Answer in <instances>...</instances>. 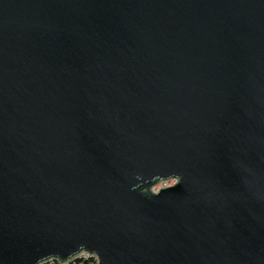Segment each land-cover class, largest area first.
<instances>
[{
  "label": "water",
  "instance_id": "obj_1",
  "mask_svg": "<svg viewBox=\"0 0 264 264\" xmlns=\"http://www.w3.org/2000/svg\"><path fill=\"white\" fill-rule=\"evenodd\" d=\"M80 254L264 264V0H0V264Z\"/></svg>",
  "mask_w": 264,
  "mask_h": 264
},
{
  "label": "built area",
  "instance_id": "obj_2",
  "mask_svg": "<svg viewBox=\"0 0 264 264\" xmlns=\"http://www.w3.org/2000/svg\"><path fill=\"white\" fill-rule=\"evenodd\" d=\"M40 264H59V260L49 259ZM64 264H97V262H96V257L94 256L86 257L85 254H80Z\"/></svg>",
  "mask_w": 264,
  "mask_h": 264
},
{
  "label": "rangeland",
  "instance_id": "obj_3",
  "mask_svg": "<svg viewBox=\"0 0 264 264\" xmlns=\"http://www.w3.org/2000/svg\"><path fill=\"white\" fill-rule=\"evenodd\" d=\"M175 182L174 178H168V179H163V180H159L157 181L154 185H152L151 190L152 191H156L162 187L168 186V185H172Z\"/></svg>",
  "mask_w": 264,
  "mask_h": 264
}]
</instances>
